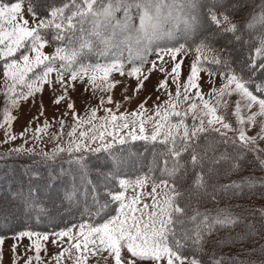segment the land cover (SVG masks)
I'll use <instances>...</instances> for the list:
<instances>
[{"label":"snow or ice","instance_id":"6c2138e0","mask_svg":"<svg viewBox=\"0 0 264 264\" xmlns=\"http://www.w3.org/2000/svg\"><path fill=\"white\" fill-rule=\"evenodd\" d=\"M24 5L25 0H0V59L5 60L2 68L6 97L0 127L6 125L8 129L4 142L17 138L11 134L12 121L16 117L7 105L18 107L20 100L42 93L45 84L52 86L51 76L55 73V83L60 85L61 94L56 95L53 91L52 103L59 105L67 101L66 107L71 111L74 124L68 132L70 139L66 147L57 145L51 153L42 152V155L54 158L60 152L111 153L114 143L122 145L126 139L144 140L164 146V150L158 153L163 157L160 176L143 174L134 179L119 178V188L108 192L110 202L118 205L115 215L109 216L102 223L83 221L51 234L30 230L16 233L14 240L27 237L34 246L35 256L29 257L25 264H32L33 259L40 261L41 241H49L50 235L53 237L52 244L60 246L67 238L70 245L62 247L56 254V264H61L66 256L74 260V264H87L90 258L98 259L104 253H107L104 259L111 258L114 264H137V261H151L152 264H201L196 250L202 249L206 233L211 232L216 225L236 223L237 218L226 209L219 210L216 216L199 211L188 216L186 210L190 203L181 206L180 201L185 192L180 185L191 172L193 178L187 189L189 201L193 195L206 191L208 182L204 162L210 159L209 151H216L215 144L231 147L236 155L223 153L218 159L212 157L213 164L232 161V167H238L235 161L239 160L243 152H264V149L256 146L257 137L264 139V120L260 122L257 136H249L246 131V126H255L257 117H264V81L255 83L257 74H264V7L241 23L232 22L227 8L219 14L215 7L207 8L208 26L218 29L211 35H231L232 39L228 43L240 44L241 52L247 45L248 54L240 61L239 72L231 68L227 61L219 57L212 58L211 63H224L228 72L220 73L224 83L219 88L213 87L206 98L198 83L199 73L207 70L201 67L200 55L191 63L189 75L181 84L179 78L183 59L178 60L177 54H186L187 46L179 44L162 48L156 45L162 37H173L174 32L166 30L164 25L178 21L181 18L179 14L186 6L195 7L192 0H62L59 5L46 8L43 16L37 12L31 0H28L27 9ZM25 10L31 15V22L24 16ZM121 12L123 15L118 18L117 13ZM190 20L194 21L196 17H190ZM185 24L189 25V21L185 20ZM246 31L249 36L247 40L244 39ZM50 45H54V52L47 54L44 49ZM208 47L205 38L196 45L195 51L199 54ZM112 50H115L112 58L105 63L83 62V58L90 53L107 56ZM125 51L128 54L126 60L123 56ZM152 53L156 54L157 60L150 62L151 66L145 74L143 69L149 64L148 56ZM165 56L173 61L170 71L164 67ZM203 60L208 61V57L205 56ZM126 63L133 65L127 71ZM154 71L166 74L158 82L157 91H167L170 77L172 83L176 84V92L173 95L168 91V99L163 104L155 105L151 115L147 114L145 106L148 98H145L130 113L117 115L111 108H105L106 115L98 118V109L91 108L86 117H80L75 112V103L68 96L69 89H74L77 81L84 85L85 92L111 93L120 83L111 78L113 73L134 78L137 81L133 88L135 95L144 88ZM207 71L210 76L216 75L211 70ZM127 90L128 86H125L124 91ZM233 94L238 99L232 111L228 112L227 97ZM123 99L131 101L132 97L125 95ZM105 103L115 104L117 110L120 107V102L114 101L110 94L99 98L101 107ZM253 108L256 110L253 111ZM43 113L41 102L40 115ZM233 117L234 121L231 119ZM189 118L191 124L187 122ZM59 123L62 132L65 122L61 118ZM149 123L152 126L150 135L146 134V125ZM84 125L88 126L86 130L78 131ZM50 126V122L45 120L35 131L37 134L45 133ZM124 129L128 131L122 135ZM28 130L25 129V132ZM211 133H215L219 139L210 142ZM107 137H112V140H107ZM35 138L39 139V135ZM201 139L204 140L203 145L199 143ZM97 141L98 146L91 147ZM23 150L14 149L16 152ZM26 151L32 152L33 149ZM185 154L189 155L188 161L183 160ZM76 162L83 164V155L77 156ZM260 164L264 166V159H260ZM149 183L152 187L147 195L151 197L152 203L142 204L145 193L137 189L142 190ZM247 186L253 187L252 184ZM226 187L242 188L243 185ZM129 189L133 193L130 197L127 195ZM66 198L71 199V194H66ZM103 208L95 215H100ZM188 224L192 226L187 227ZM32 237L36 239L32 240ZM3 242L4 238L0 237V245ZM17 247L16 243L12 245L14 259ZM27 250L33 249L30 247ZM124 250L130 254L128 258L122 256ZM186 252H191V255H186ZM215 264L222 262L218 260Z\"/></svg>","mask_w":264,"mask_h":264},{"label":"trees","instance_id":"16d2710c","mask_svg":"<svg viewBox=\"0 0 264 264\" xmlns=\"http://www.w3.org/2000/svg\"><path fill=\"white\" fill-rule=\"evenodd\" d=\"M8 1L11 0H5V2ZM37 1L39 0H31V3L36 5ZM61 2L62 0L52 2L50 5H59ZM239 3L245 6V9L242 8L243 11L250 9L248 15L240 11ZM194 4L193 17L199 15L204 21V29L198 31L206 34L205 31L208 30L212 34L217 32L218 29L208 26L206 16L208 7H215L218 14L224 12L225 8L228 9V15L241 13L243 17L245 16L241 21L244 22L253 13L261 11V8L264 7V0H224L221 2L194 0ZM36 8L39 14H44V11L40 10L37 5ZM117 14L121 15L123 13ZM248 31L245 32V40L249 38ZM227 37H229V41L232 39L231 35H227ZM205 38H207L208 45L220 48L216 57H219L222 61H227L231 68L239 72L240 61L248 54L247 45L244 46V50L241 52V45L238 43H228V41H221V39L219 41L210 40L208 35L202 40H205ZM212 66L217 70H228L224 63L212 64ZM245 77L247 78V73H245ZM262 81H264V74L258 73L255 83L259 84ZM218 139L219 137L215 133L209 135L210 142ZM199 143L203 145L204 140L201 139ZM154 147L155 149L159 148V151L164 150L162 144L141 140L115 145L111 153L105 151L99 153L85 152L83 154L69 153L61 154L54 159L35 154H23L18 158L8 157L9 155L7 157L6 155L1 156L0 197H9L8 202L9 199L24 202L26 206L22 208L27 214L23 215H29L30 219L5 223L6 218H3L4 214L0 213V219L4 222L0 225V235L16 233L22 229L53 231L67 227L75 221H89L92 223L104 221L115 213L114 204L110 202L108 192L116 189L115 180L117 178L121 176L130 178L142 173L153 174L156 177L160 176L159 168L163 165L162 162H155L156 160L151 158L150 150ZM215 148V152H208L210 159L204 162L205 178L208 182L206 191L199 195H193L189 201L187 189L193 178L192 173L189 172L185 181L180 185L181 190L185 192L180 204L183 207L186 203H190V207L186 210L188 216L193 215L195 211L216 216L219 210L226 209L237 218V222L214 226L211 232L206 233L202 249L196 250L197 257L201 262L207 264H213L218 260L222 264H264V241L260 243V240L264 238V220L258 214H254L249 205L244 204V201L250 198L264 200L262 165L252 151L242 153L239 160L235 161L238 163V167H232V161H221L219 164H213L211 162L212 157L218 159L223 153L230 156L236 155V152L227 145L215 144ZM129 150L137 156L139 155V159L128 167L122 157L123 155H129ZM73 155L76 157L83 155V164L77 163L76 158H70ZM183 160L188 161L189 155L183 157ZM207 167H212L214 171L207 172ZM74 176H76L77 181H74ZM16 177H19V179ZM60 181L63 183H61L62 185L58 184ZM36 182L47 185V191L42 193L44 197H47L45 200L41 197L37 186L34 185ZM30 183L31 186H29ZM233 184L243 185V187H226ZM249 184H252L253 187L249 188L247 186ZM66 194H71V199L66 198ZM50 197L57 198L51 201ZM9 203L11 204V202ZM71 203L74 205L73 211L76 212L73 215H69L63 220L54 219L50 216V218L47 217V220L43 221L42 216L50 213L52 209L58 207L62 209L69 208ZM102 203L103 206L109 205L103 208ZM49 204L53 207H49ZM101 208H103V211L100 215H95ZM186 226L191 227L192 225L188 224ZM255 235L259 236L258 240H254ZM236 244L237 246L240 244L237 248L239 252L233 253L229 249L222 251L225 247L232 248ZM186 255H191V252H186Z\"/></svg>","mask_w":264,"mask_h":264},{"label":"rangeland","instance_id":"374dc122","mask_svg":"<svg viewBox=\"0 0 264 264\" xmlns=\"http://www.w3.org/2000/svg\"><path fill=\"white\" fill-rule=\"evenodd\" d=\"M60 0H39L37 1L36 5L40 10L44 11V14H40L41 16L45 15V9L46 7L52 2H56ZM216 2H221L224 0H212ZM252 1V0H250ZM8 2H16V0H11ZM194 3V0H192ZM236 4V1H235ZM234 4V5H235ZM25 9H27L28 6V0H25ZM240 6V11L247 13V15L250 13V9L247 11H243L245 9V6L242 4H238ZM243 8V9H242ZM195 12V7L191 6H186L183 10V12L180 15V19L178 21H174L171 23H167L164 25L166 30H171L174 32V35L172 38H169L167 36L162 37L160 40L156 42V45L159 47H174L178 46L179 44H185L188 48L187 53L185 54L184 52L178 53L177 54V59H183L182 67H181V75L179 78L180 83L182 84L184 81H186L187 76L189 75L190 71V65L191 63L197 58L198 55H200L201 60H202V65L201 67L203 69L211 70L212 72H215L216 75L210 76L209 72L207 70H202L199 73V85H200V90L202 93L205 95L207 98L209 92L213 87L219 88L223 83H224V78L220 75V73H225L227 74L228 70H217L214 69L211 63V60L213 57H216L218 54V51L220 48H214L211 45H209L208 49H205L202 53H197L195 51L196 45H198L201 41L202 38L206 37L207 35L209 36L210 40H218L221 39V41H229V37L227 36H213L211 35L208 30L205 31L207 34H203L199 32V29H204V21L203 18L198 15L196 17V20H190V17H193L192 13ZM123 14L119 15L117 14V17H121ZM133 15L136 16V13L133 12ZM24 16L31 22L32 17L31 15L25 10ZM230 19L232 20L233 23H241L243 21L244 17L241 15V13L235 14V15H229ZM243 18V19H242ZM185 20L189 21V25L185 24ZM138 23V19L136 20ZM187 29V30H186ZM235 47V45H233ZM236 48V47H235ZM23 51V50H22ZM44 51L47 54H52L54 52V45H50L45 47ZM115 50H112L109 52L107 56H101L96 52L90 53L86 58H83L84 63H105L108 60H110L114 54ZM127 52L125 51L123 53L124 59H127ZM19 54H17L18 58ZM207 56L208 61H204L203 58ZM153 60H157V56L155 53L149 54L148 56V61L149 64L145 65L143 71L145 74L148 72V68L151 66L150 62ZM165 61L166 63L164 64V67L170 71L173 61L171 60L170 57L165 56ZM5 63V60L0 59V123L3 122V112L6 107V97L4 94V78H3V64ZM139 63V62H137ZM159 63V62H158ZM133 65L131 63H126L125 65V71L130 69ZM42 69H37V71H41ZM31 75V74H30ZM165 73H161L159 71H154L150 74L149 79L145 82L144 88L137 94L133 95V88H135L137 81L134 78L127 77V76H120L118 73H113L112 79L120 81V83L112 90L111 93H103L100 91H96L94 94L91 92V90L85 92L84 90V85L77 81L75 82V88L72 89L70 88L68 91V96L71 98V100L75 103V112L78 114L80 117H86L89 114V111L91 108H97V117H104L106 115L104 109L105 108H111L114 112L119 115L120 113L124 112H132L133 110L137 109L138 104L147 99V104H146V109H147V114L151 115L154 111V106L157 104H163L165 100L168 99L167 92L170 91L173 95L176 92V84L172 83L171 78L169 77V85L167 91L165 90H160L157 91V84L160 80L164 79ZM51 79L53 80V84L50 87L49 85L45 84L44 85V90L42 93H37L34 97H29L27 100H20L19 101V106L12 108L10 105H7L10 108V111L12 115L16 117L15 120L12 121L11 125V134L15 135L17 138L15 140H8L6 143L4 142L6 140V132L8 131L7 126L5 125L4 127H0V157L6 155V157H13V158H18L19 156L23 154H30V155H41L42 157H46L45 155H42L41 153H51L53 149L57 146L60 145L61 147H66L67 146V141L70 139L68 136V132L71 131V127L74 124L73 116L71 114V111H69L66 107V103L62 102L59 105H54L52 103L53 100V91H55L56 95L61 94V89L60 85L55 83V73L52 74ZM125 86H128L127 92L124 91ZM183 91V89H181ZM195 91V90H193ZM112 95L114 101H119L120 102V107L117 110L115 104H107L105 103L103 107L100 106L99 104V98L101 96H107V95ZM127 95L132 97L131 101H125L123 97ZM159 97V99H157ZM182 98V97H181ZM229 101V108L227 109L228 112H231L232 109L234 108L235 101L238 99V97L233 94L231 97H227ZM41 102L43 103L44 106V113L41 116L40 115V105ZM186 107V105H183ZM256 109L253 108V111ZM67 113V114H65ZM33 117H38V119H33ZM64 120V127L63 131L61 132L60 128V119ZM234 121V117L231 118ZM48 120L50 122V127L47 129L45 133H36V128L37 126H42L44 121ZM264 120V117H257V122L255 126L248 128L246 126V131L249 136H257V134L260 132V122ZM31 121V124L29 122ZM189 124L192 123L191 119L187 121ZM235 127V124L233 125ZM88 126L84 125L83 129H78L79 130H86ZM25 129H29L27 132H25ZM128 130L124 129L122 130L121 134L123 135L126 133ZM152 131V126L151 123L146 125V134L151 133ZM21 133H24L22 136ZM39 135V139H36L35 137ZM231 136L232 133H229ZM107 140L111 141L112 137H107ZM133 140L131 139H126L125 143H129ZM135 141H141V140H135ZM99 144V141L96 143L92 144L91 147L95 148ZM115 145H121L119 143H114L113 146ZM256 146H258L259 149H264V139H260L257 137L256 141ZM16 148H22L25 149L20 152L14 151ZM164 148V147H163ZM26 149H33L32 152L26 151ZM87 152V151H85ZM83 152V153H85ZM161 152L159 151V148L155 149L152 148L150 150L151 153V158L155 159V162H162L163 157L159 156L158 153ZM83 153H75V154H83ZM61 154H69L68 152H60L58 153L54 158H58L59 155ZM73 154V153H71ZM258 162H260V159H264V152H254ZM187 154L184 155V157ZM139 155L137 156L134 152L129 150V155H123L122 159L125 161L124 163L128 165V167L133 163L137 162ZM46 158H51V157H46ZM52 158V159H54ZM70 158H76V156H71ZM263 172H264V166L261 167ZM213 169L212 167H207L206 171L211 172ZM214 171V170H213ZM38 173V172H36ZM18 174V172H17ZM146 174V173H144ZM26 175V174H25ZM140 175H143L140 174ZM153 177V174H150ZM18 176V175H17ZM23 176V175H22ZM76 180V176H74ZM136 177V176H135ZM135 177H130L134 179ZM19 179V177H16ZM24 178V177H23ZM119 178H125V176H121ZM115 180L116 184V189L119 188L118 185V179ZM26 179H28L26 177ZM62 182L60 181L58 184H61ZM34 185L37 186L39 193H41V197L45 200L47 197H44L42 195L43 191H47L46 189V184L44 183H38L36 182ZM28 186V185H27ZM31 186V183L29 184ZM151 183L147 184L144 189H137V191H143L145 195L142 197V204H151L152 199L150 196L147 195V193L151 192ZM51 188V187H50ZM49 188V189H50ZM55 189V188H51ZM54 192V190H52ZM132 190L129 189L127 192V195L130 197L132 195ZM9 197H0V213L4 214L3 218H6L5 223H12L14 220L19 221L21 219H30L29 215H23L27 214L25 213L26 211H23L22 207H25V203L22 201H14L13 199H9V202L7 201ZM57 197H50L51 201H54ZM16 200V199H15ZM27 203V202H26ZM244 204H247L250 206L251 210L254 212V214H258L262 220H264V200L263 199H257V198H250L247 199V201H244ZM109 205V204H107ZM49 207L53 205H48ZM103 206V203H102ZM101 207V204H100ZM99 207V208H100ZM118 205L114 204V209H116ZM67 208V207H66ZM61 208L58 207L57 209H52L50 213H47L43 215V221L47 220L46 218L52 216L54 219L58 220H63L69 215H73L74 212V205L71 203L69 208ZM66 209V210H65ZM23 212V213H22ZM22 213V215H21ZM42 215V214H41ZM115 215V213H113ZM10 216V218H9ZM8 217V218H7ZM41 217V218H42ZM51 217V218H52ZM83 221H75L74 223L68 225L67 227H64L62 229H66L68 227H71L72 225H78ZM103 221L99 222L102 223ZM4 222L1 221L0 219V225L3 224ZM6 225V224H5ZM29 229H22L20 231H26ZM61 229L53 230V231H59ZM18 231V232H20ZM34 232H39V233H49L51 234L53 231H42V230H30ZM75 231V229H74ZM16 232V233H18ZM16 233L8 234V235H0V237L4 238V242L2 245H0V252H2V258H0V264H25V262L29 259V257H34L35 252H34V246L31 245V240L27 237L19 240H14L13 237ZM259 236L255 235L254 240H258ZM36 239V237H32V240ZM51 239L53 237L50 235L49 241H41L42 248L39 253L41 259L40 261H36L35 259L32 260V264H56V261L54 257L56 254L61 251L62 247H69V242L67 241V238L64 239V243L60 246L54 245L51 243ZM264 241V238L260 240V243ZM16 243L18 247L16 248V255L14 259V255L12 252V245ZM254 244H259L257 242H253ZM238 244V243H237ZM233 245L232 248H224L222 251H225L226 249H229L231 252H239L237 246ZM32 248L33 250H27L29 248ZM75 255V252L73 250V256ZM104 256H107V253H104L101 257L97 258H90L87 262V264H114V261L111 258L104 259ZM122 256L125 258H128L130 254L124 250L122 252ZM61 264H74V260L68 259L67 256L62 259ZM137 264H152L151 261H137ZM201 264H207L204 262H201ZM215 264V263H213Z\"/></svg>","mask_w":264,"mask_h":264}]
</instances>
